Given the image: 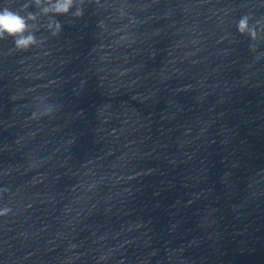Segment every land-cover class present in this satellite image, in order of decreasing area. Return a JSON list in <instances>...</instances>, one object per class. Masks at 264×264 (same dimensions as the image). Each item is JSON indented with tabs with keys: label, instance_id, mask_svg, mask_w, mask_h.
Returning a JSON list of instances; mask_svg holds the SVG:
<instances>
[{
	"label": "water",
	"instance_id": "water-1",
	"mask_svg": "<svg viewBox=\"0 0 264 264\" xmlns=\"http://www.w3.org/2000/svg\"><path fill=\"white\" fill-rule=\"evenodd\" d=\"M82 7L0 40V264H264V0Z\"/></svg>",
	"mask_w": 264,
	"mask_h": 264
},
{
	"label": "clouds",
	"instance_id": "clouds-1",
	"mask_svg": "<svg viewBox=\"0 0 264 264\" xmlns=\"http://www.w3.org/2000/svg\"><path fill=\"white\" fill-rule=\"evenodd\" d=\"M83 3L84 0H28L20 10L0 8V40L10 38L17 50L27 51L30 47L43 43L35 34L39 30L41 17L47 18L46 28L55 36L61 30V24L55 17L67 15L69 12L75 17H81ZM32 7L37 11H29ZM73 8L75 11H72ZM237 30L240 34L247 33L251 39H256V27L249 26L248 16L239 19Z\"/></svg>",
	"mask_w": 264,
	"mask_h": 264
}]
</instances>
